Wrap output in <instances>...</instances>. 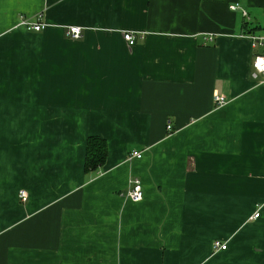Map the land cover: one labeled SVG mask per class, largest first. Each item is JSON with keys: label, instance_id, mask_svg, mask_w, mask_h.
Masks as SVG:
<instances>
[{"label": "crops", "instance_id": "0c3cea01", "mask_svg": "<svg viewBox=\"0 0 264 264\" xmlns=\"http://www.w3.org/2000/svg\"><path fill=\"white\" fill-rule=\"evenodd\" d=\"M247 20L264 0H0V264H264ZM92 135L109 151L87 169Z\"/></svg>", "mask_w": 264, "mask_h": 264}, {"label": "built area", "instance_id": "2783aa9c", "mask_svg": "<svg viewBox=\"0 0 264 264\" xmlns=\"http://www.w3.org/2000/svg\"><path fill=\"white\" fill-rule=\"evenodd\" d=\"M232 8L236 9L238 8L237 5H232ZM242 13L246 16L249 17V12L247 9L242 8ZM25 24L28 26L30 29L34 30H41L46 23L42 22L41 20H36L32 21L29 19H24ZM250 35L252 36L254 43L256 46L262 47V51H257L253 57V77L258 78V79H264V26L261 28H258L252 32H249ZM67 34L71 36L72 38H78L82 35V27L78 24H73L70 25L67 29ZM124 37L127 40L129 44H135L137 40V33L132 31V30H125L124 31ZM208 39H213L212 36H208ZM215 102L217 104H223L227 102L228 98L220 93H216L214 96ZM168 129H172V124L168 123L167 124ZM143 155V150H132L129 153V159H133L135 157H141ZM20 197L23 200H27L28 198V191L26 189H21L20 190ZM145 195V188L142 180L140 178H134L131 182L130 189L128 191V196L135 201L141 200ZM259 211L255 213V215H259ZM214 245L217 248H227L228 244L227 242H221L220 239H216L214 241Z\"/></svg>", "mask_w": 264, "mask_h": 264}, {"label": "trees", "instance_id": "16d2710c", "mask_svg": "<svg viewBox=\"0 0 264 264\" xmlns=\"http://www.w3.org/2000/svg\"><path fill=\"white\" fill-rule=\"evenodd\" d=\"M258 29L257 27H249L248 20L246 22V31L252 32ZM109 151L108 141L99 136L92 135L88 138L87 144V155L85 160V166L87 169H96L99 166L103 165L107 159Z\"/></svg>", "mask_w": 264, "mask_h": 264}]
</instances>
